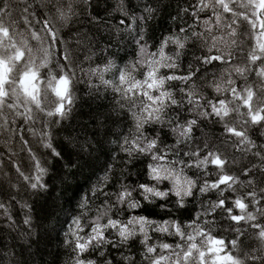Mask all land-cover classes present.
<instances>
[{"label": "snow or ice", "instance_id": "snow-or-ice-1", "mask_svg": "<svg viewBox=\"0 0 264 264\" xmlns=\"http://www.w3.org/2000/svg\"><path fill=\"white\" fill-rule=\"evenodd\" d=\"M88 2L83 0L84 4ZM129 7L125 0H117L115 10L124 17L120 24L125 27L118 31L129 33L136 58L122 66L109 59L103 67L88 69L87 75L97 77L100 85L112 91L121 120L130 117L127 131L113 133L105 127L104 136L115 137L111 142L126 157L123 163L134 167L140 157L149 161L146 180L134 184L112 180L109 174L114 165L105 161L104 175L93 185L91 197H81L78 214L71 217L65 232L64 243L73 252L72 264H113V259L107 258L109 248L120 251L137 241L143 246V264H264V188L257 190L254 179L245 181L230 174L228 169L235 158L229 160L219 147L208 142L195 151L183 152L187 162L170 158L178 157L180 146L192 141L200 119H214L223 126L222 143L259 158L258 171L264 174V144L257 145L248 135L250 127L264 128V0H192L181 11L192 17L193 24L163 37L158 46H149L144 34L147 21L157 9L145 5L137 15ZM44 9H48L47 14ZM52 9V0H16L15 4L13 0H0V134L6 136L9 151L18 136L21 151H26L32 162V171L26 173L18 162L13 166L35 193L47 191L44 177L48 169L22 133L26 127L54 158L63 159V152L53 144L50 123L65 119L76 100L77 77L70 53L65 50L55 69L50 67L54 50L64 43L55 21L64 26L76 13L71 4L56 7L55 15H51ZM190 42L206 50L205 55L195 57L197 65H226L219 79L209 84L217 94L213 99H207L197 83L200 67L189 63L186 72L180 71ZM170 45L174 46L171 53L166 51ZM238 54L245 57L242 65L236 63ZM106 73L113 78L106 79ZM233 74L244 78L245 84H237ZM249 74L256 77L253 83L247 82ZM89 86L95 87L92 83ZM182 111L196 118L181 122ZM38 120H42L40 129L35 128ZM110 120V116L105 117L104 124ZM168 131L175 137L170 146L162 139ZM95 137L93 133L80 145L78 159L85 165L94 162L99 159L94 152L120 159L111 156L104 141ZM68 165L80 167L71 160ZM210 166L216 171L210 173ZM193 168L202 175L189 176L187 170ZM243 175L251 176L252 170L244 168ZM165 182L169 186L161 187ZM211 192L217 194L215 201H208L207 207L201 204L194 215L183 219L190 201ZM229 193L236 195L233 198ZM92 197L103 200L89 219ZM146 205L158 208L159 213L134 214L144 211ZM22 206L29 207L26 203ZM9 207L0 202V210L11 221ZM125 213L133 214L125 219ZM160 213V219L152 218ZM216 216L228 222L227 229L216 226ZM31 223L27 215L24 224ZM224 231L230 239L222 234ZM157 235L171 237L174 243L153 242ZM246 238L257 241L259 247L246 245ZM93 255L97 259L89 258ZM121 261L136 264L131 255L122 256Z\"/></svg>", "mask_w": 264, "mask_h": 264}, {"label": "trees", "instance_id": "trees-1", "mask_svg": "<svg viewBox=\"0 0 264 264\" xmlns=\"http://www.w3.org/2000/svg\"><path fill=\"white\" fill-rule=\"evenodd\" d=\"M15 2L16 0H13L14 4ZM52 2L51 15L56 14V7L62 5L66 7L68 4L72 5L76 13L64 26H61L60 21H55L57 27L60 28V36L64 43L59 44L54 50L55 55H53L50 65L55 69L56 62L62 59L65 50L70 53L71 66L74 68L77 77L74 88L76 100L72 105L71 112L65 119L59 123H50L49 130L52 133L53 144L58 151L63 152V159L54 158L49 150L40 145L39 138L33 137L26 127L22 133L25 139L31 142L34 151L48 169L47 175L44 177L48 185L47 191L35 193L18 177L13 163L18 162L21 168L30 174L32 162L28 158V153L21 151L18 136L13 139L11 151H9V146L4 142L7 139L6 136L0 134V153L3 154V158H0V202L10 206L9 214L12 217L9 221L3 210H0V264H72L73 252L64 243L65 232L71 223V217L78 214L81 197L86 195L91 197L93 185H96L98 179L104 175L106 160L114 165L113 172L109 174L112 180H123L129 184L146 180V166L149 161L140 157L134 167L123 163L122 160L126 157L120 152L117 145L111 142L115 137L112 135L104 136L105 127L111 129L113 133L122 130L127 131L131 127L130 117L121 120L120 116L117 115L119 111L117 98L114 97L112 91L100 85L97 77L90 78L87 75L88 69L97 65L103 67L109 59L122 66L127 61L136 58V46L130 41L129 33L118 31V29H124L125 25L120 24L121 19H124L122 13L115 10L117 0H89L88 4H84L83 0H52ZM191 2L192 0H125L126 6L129 4L132 6L129 7V11L135 12L137 15L142 14L145 5H151L157 9L155 15L147 21L144 29L145 39L149 46H158L163 37L175 34L179 27L187 28L193 24L192 17L184 15L181 11ZM44 12L47 14L48 9H44ZM173 17L177 18L173 19ZM187 34L190 35V32ZM30 43L35 46V42ZM166 51L171 53L174 51V46L170 45ZM185 52L186 55L181 60L180 71L186 72L189 63H192L194 67H200L201 71L197 83L202 87L205 97L213 99L217 94L209 84L213 79H219L226 65L219 63L197 65L195 57L206 54V50L199 47L198 43L190 42ZM86 56L90 59H85ZM244 59L243 54H238L236 63L242 65ZM105 78L112 79L113 77L112 74L106 73ZM233 79L239 85L245 84L244 78L236 77L235 74H233ZM255 80V75L249 74L247 82L253 83ZM90 83L94 84L95 87H90ZM173 83L177 87L181 86L179 82ZM97 88L99 89L98 93ZM120 115H124V113H120ZM108 116L111 117V120L105 125L104 120ZM192 118L196 117L187 112H181V122ZM18 123L22 122L18 121ZM41 127L42 120H38L35 128L40 129ZM262 132H264V128L250 127L248 135L257 145H261L264 144ZM93 133L96 134V139L104 141L105 150L111 156L120 159L113 160L110 156L101 155L99 152L93 153L94 156H99V159L94 162L90 161L87 165L84 164L83 160L78 159L77 152L80 145L84 143L86 138L91 139ZM192 135V141L180 146V155L170 157L171 159H184L187 162L183 152L195 151L197 146L203 147L204 143L208 142L219 147L229 160L235 158L236 162L228 169L230 174L239 175L241 180L245 181L254 179L257 190L264 188V174L258 171L260 167L259 158L251 153L243 154L223 144L222 141L225 137L221 124L214 122V119H200L199 126L194 128ZM162 139L164 145L170 146L175 142V137L171 131H168L166 136H162ZM69 160L73 164L80 165V167L69 166ZM244 168L251 169L252 175H243ZM208 171L212 173L216 169L214 166H210ZM187 174L199 176L202 175V172L193 168L187 170ZM210 179H215V176H211ZM11 185H16V187ZM168 186L165 182L161 187ZM109 190L115 189L109 188ZM239 191L245 190L240 189ZM235 195L236 193H229L230 197L234 198ZM92 199L94 201L92 204L93 211L89 213V219L95 214V206L103 200V197H100L99 200L95 197ZM216 199L217 194L211 192L190 201L189 212L185 214L183 219H187L189 215H194L200 209L201 204L207 207L208 201H215ZM25 203L29 206L28 208L22 206ZM152 213H159V209L146 205L144 211L137 210L134 214L150 215ZM129 214L133 213H125V219ZM27 215L32 218L31 226L24 224ZM162 216L163 213H160L152 216V218L160 219ZM215 218L216 226L219 229H227V221L222 220L220 216ZM222 234L228 236L229 239L231 238L226 231ZM160 241L174 243V239L171 237L159 235L153 237V242ZM245 244L252 248L259 247L258 242L254 239L246 238ZM107 251L110 253L107 258L113 259V264H122V256L128 255L136 260V264H143L141 260L143 246L138 241L120 251H113L110 248ZM89 258L97 259V256L93 255ZM99 264H103V261H99Z\"/></svg>", "mask_w": 264, "mask_h": 264}]
</instances>
